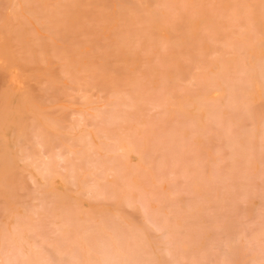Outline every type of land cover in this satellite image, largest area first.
Returning <instances> with one entry per match:
<instances>
[{
	"label": "rangeland",
	"instance_id": "1",
	"mask_svg": "<svg viewBox=\"0 0 264 264\" xmlns=\"http://www.w3.org/2000/svg\"><path fill=\"white\" fill-rule=\"evenodd\" d=\"M0 264H264V0H0Z\"/></svg>",
	"mask_w": 264,
	"mask_h": 264
}]
</instances>
